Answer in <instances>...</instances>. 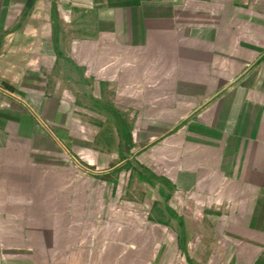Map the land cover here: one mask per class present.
I'll use <instances>...</instances> for the list:
<instances>
[{
  "label": "crops",
  "instance_id": "0c3cea01",
  "mask_svg": "<svg viewBox=\"0 0 264 264\" xmlns=\"http://www.w3.org/2000/svg\"><path fill=\"white\" fill-rule=\"evenodd\" d=\"M46 59L107 88L109 152L0 92V264H264V0H0V61Z\"/></svg>",
  "mask_w": 264,
  "mask_h": 264
},
{
  "label": "rangeland",
  "instance_id": "374dc122",
  "mask_svg": "<svg viewBox=\"0 0 264 264\" xmlns=\"http://www.w3.org/2000/svg\"><path fill=\"white\" fill-rule=\"evenodd\" d=\"M69 61L65 59L57 61H49V59L45 61H22L21 63L0 61V92L5 96L3 106L5 109L13 111L14 117L17 116L18 114L15 110V108L17 109V102L22 101L28 107L29 91H34V89L40 91V98H45V104H47L45 106L49 108H53L56 104L65 101L63 102V106L67 110L69 121L65 133L68 136V141L72 143L71 146H67L68 155L75 156L77 125L79 126L80 124L85 128L83 131L89 135L88 142L91 143L90 145H94L93 149L98 151L100 156L107 154L109 151L106 143L103 144L102 138L106 136L107 127L110 126L108 118L110 119L111 114L106 110L111 106L113 99L105 86L101 85L98 80L89 78V76L85 78L86 74L83 73V76ZM54 114L50 113L48 115L51 122L54 120ZM50 124L52 125V123ZM13 131L7 129L5 130V134L9 133L12 134L11 136H14ZM53 132L58 135L60 131L55 130ZM9 134L4 137V141L7 138L10 139ZM115 152L117 154L119 152L118 149ZM85 167L93 169V167L88 166L86 163ZM129 181L128 177L122 179L119 183V189L120 186L126 187ZM123 192H121V200H119L120 194H116L115 202L118 203L116 207L121 209L122 205H125V207L129 206L132 207V212L136 211L139 214L149 211L150 206L143 205L145 198L143 197L144 194H141L142 191L139 189V186L131 192H129V188L128 192ZM152 197L154 196L152 195ZM115 215V217L120 218L118 217L120 216L119 212H116ZM109 216L111 217V215ZM168 232L172 234L170 229ZM93 244L101 250L114 251L116 247L119 248L112 241L107 246V243H104V239L103 241L93 242ZM11 254L10 251L6 252L5 261ZM34 259L31 260L32 264H37V259ZM169 260L171 262L173 258H169ZM177 260L179 264H193L181 251L178 253ZM208 263V259H200L198 264Z\"/></svg>",
  "mask_w": 264,
  "mask_h": 264
},
{
  "label": "trees",
  "instance_id": "16d2710c",
  "mask_svg": "<svg viewBox=\"0 0 264 264\" xmlns=\"http://www.w3.org/2000/svg\"><path fill=\"white\" fill-rule=\"evenodd\" d=\"M58 44H59V41H58V36H56L55 37V49H56V51H57V54H58V56L59 57H61V58H63V55L59 52V47H58ZM125 134H126V136H127V134H128V131L126 130L125 131ZM184 229H183V225H181V233H183L184 231H183ZM181 248L184 250V240H181Z\"/></svg>",
  "mask_w": 264,
  "mask_h": 264
}]
</instances>
